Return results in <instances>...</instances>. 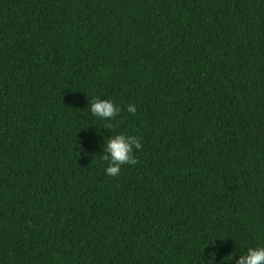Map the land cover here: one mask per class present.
<instances>
[{
	"label": "trees",
	"instance_id": "obj_1",
	"mask_svg": "<svg viewBox=\"0 0 264 264\" xmlns=\"http://www.w3.org/2000/svg\"><path fill=\"white\" fill-rule=\"evenodd\" d=\"M94 97L120 115L93 117ZM120 133L142 147L108 176ZM256 246L264 0H0V264H236Z\"/></svg>",
	"mask_w": 264,
	"mask_h": 264
},
{
	"label": "clouds",
	"instance_id": "obj_2",
	"mask_svg": "<svg viewBox=\"0 0 264 264\" xmlns=\"http://www.w3.org/2000/svg\"><path fill=\"white\" fill-rule=\"evenodd\" d=\"M91 115L98 119L111 122L120 115L121 108L110 99H101L94 97L88 107ZM135 104L127 105V112L135 116L137 114ZM111 124L109 123V127ZM103 155L101 161L106 164L105 172L108 176H117L124 165H135L137 160L134 156V150H140L142 145L135 135L120 133L111 135L110 138H104ZM212 257L215 253L210 254ZM207 264V262H205ZM236 264H264V246L250 247L239 255Z\"/></svg>",
	"mask_w": 264,
	"mask_h": 264
}]
</instances>
